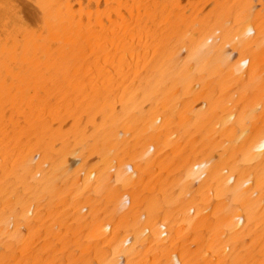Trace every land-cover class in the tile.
I'll use <instances>...</instances> for the list:
<instances>
[{"label":"bare ground","instance_id":"6f19581e","mask_svg":"<svg viewBox=\"0 0 264 264\" xmlns=\"http://www.w3.org/2000/svg\"><path fill=\"white\" fill-rule=\"evenodd\" d=\"M0 264H264V0H0Z\"/></svg>","mask_w":264,"mask_h":264}]
</instances>
